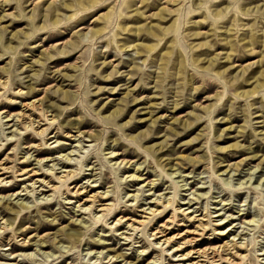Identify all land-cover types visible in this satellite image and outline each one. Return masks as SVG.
<instances>
[{
  "label": "rangeland",
  "instance_id": "obj_1",
  "mask_svg": "<svg viewBox=\"0 0 264 264\" xmlns=\"http://www.w3.org/2000/svg\"><path fill=\"white\" fill-rule=\"evenodd\" d=\"M0 173V264H264V0H0Z\"/></svg>",
  "mask_w": 264,
  "mask_h": 264
},
{
  "label": "bare ground",
  "instance_id": "obj_2",
  "mask_svg": "<svg viewBox=\"0 0 264 264\" xmlns=\"http://www.w3.org/2000/svg\"><path fill=\"white\" fill-rule=\"evenodd\" d=\"M254 8H256V5L252 9H254ZM243 14L244 15H249L247 13V11H244ZM219 15H220V13L218 12V15L217 16H219ZM82 36L85 38L87 36V34H83ZM245 71H246V68H242L241 70H239V74H242L243 75L245 73ZM262 76H263V73H261L258 76V78L256 79V84H255L254 89L251 92V94L256 93L258 91L259 87H261L263 85V83L259 80L260 79L259 77H262ZM23 105L27 109H29L30 106L37 107V106H35L34 101H32L30 103H24ZM23 115H24V113H22V116ZM52 122H54V121H52ZM29 125H31V127H32V122ZM40 132H42V130L37 131V133H40ZM109 153L112 154L113 151H110ZM115 163H120L121 164V163H123V160H120L118 162V158H117L116 161H115ZM27 172L23 173V174H28V177L27 178H31L35 174V172L32 171V170H29ZM0 174H3V173H0ZM69 174H70V172L68 171L66 175H61L58 178L67 176ZM128 176L134 177L135 175L134 174H130ZM43 181H38V180L37 181H33L32 182V185H34L35 182H41V184H44V186L51 188V185L49 186V183L50 182H47V181L43 182ZM54 188H56V187H54ZM2 189H4V188H2ZM73 193L83 194L85 196V198L81 202V206L84 205L86 202H90L91 203V205L85 207L84 210H88L89 207H92V205L95 204V203H97V206L99 207L98 211H104V210L107 209L106 208L107 207L106 206L107 204H105V205L104 204H101V201L103 199L105 200L107 198V192H103L102 194H96V193L94 194L93 193V194L88 195L87 193H83L82 190L79 191L76 188L73 191ZM17 194H18V192H17ZM162 202H165V207H166V206L169 205L170 200L167 199V200H163ZM156 204L158 205V203H156ZM150 210H151V214L156 213V210L155 209L154 210L150 209ZM189 218L195 220V217H193V215L190 216ZM201 218L196 219V221H198V224L195 226V228H196V231L195 232L190 233L191 231L189 232V231H185L184 230V232H180L178 235H176V236H178V238L181 239V242H180V244L176 248H174V251L181 250L180 249L181 248L180 246H182V245H184L185 247H188L189 248L187 250V252L178 254V256L179 255L181 256V260H188L189 259V261H190V259L193 258L194 260L195 259L196 260L195 261H192L190 264H217V262L221 263L224 260H227V259L229 260L230 258H232L231 259L232 261H235L236 259H240L243 256L242 255V251L245 249L244 244L243 243H240V242L238 243V242H236V241H234L232 239H231V241H224L223 244H221V245H217V246H213V247H208V248H203V249L196 248V243L198 242V238L196 237V234H197L196 232L200 231L201 234H205L204 232H205V229H206V223H204L203 222V219H201ZM137 224H141V222L140 221H137ZM164 232H165L164 230H161V231L158 230V231H156L157 234H160V236H159L160 239H159V242L158 243H161V245L162 244L169 245L173 241V239L175 237H174V235L173 236H167ZM218 233L221 234V235H225L226 234L225 233V230L220 231ZM152 235H154V233ZM199 236H201V235H199ZM205 237L206 236H204V238ZM109 260H111V258Z\"/></svg>",
  "mask_w": 264,
  "mask_h": 264
}]
</instances>
